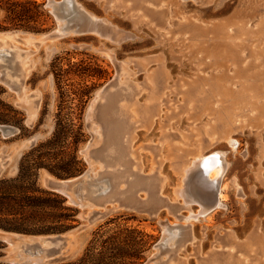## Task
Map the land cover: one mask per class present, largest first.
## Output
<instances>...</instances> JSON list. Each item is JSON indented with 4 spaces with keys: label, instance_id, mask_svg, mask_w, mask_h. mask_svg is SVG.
Returning <instances> with one entry per match:
<instances>
[{
    "label": "rangeland",
    "instance_id": "rangeland-1",
    "mask_svg": "<svg viewBox=\"0 0 264 264\" xmlns=\"http://www.w3.org/2000/svg\"><path fill=\"white\" fill-rule=\"evenodd\" d=\"M31 1L39 4L42 31L0 30V67L17 86L0 81L2 97L24 116L21 131L11 126L13 134L0 132V176L15 175L20 156L53 131L60 97L51 63L57 56L63 67L68 60H83L108 71L81 112L87 139L77 154L96 176L90 191L109 196L111 179L125 172L115 180L123 206L108 204L107 215L95 223L85 219L92 207L61 194L79 209L78 225L62 233L63 254L44 264L78 258L93 232L111 218L108 227L132 226L151 234L140 264H264V0ZM69 27L85 30L51 36ZM114 79L116 86L101 97ZM78 81L70 73L61 85ZM81 81L90 84L89 78ZM112 96L116 108L108 107ZM110 108L122 123L119 144L127 167L107 163L102 153ZM96 136L104 160L90 162L89 141ZM215 151L226 162L218 184L204 179V168L184 187L206 207L217 189L224 197L197 219H186L199 204L185 205L178 195L182 169L194 155ZM46 177L57 178L40 170L44 188ZM135 177L142 183L131 186ZM148 180L153 187L144 184ZM129 186L134 193L126 199ZM73 197L87 199L80 191ZM19 234L0 231V260L15 264L16 255H39L38 246L49 245L32 242L56 235L31 241Z\"/></svg>",
    "mask_w": 264,
    "mask_h": 264
},
{
    "label": "trees",
    "instance_id": "trees-1",
    "mask_svg": "<svg viewBox=\"0 0 264 264\" xmlns=\"http://www.w3.org/2000/svg\"><path fill=\"white\" fill-rule=\"evenodd\" d=\"M38 6L31 0H0V30L42 31ZM59 62L57 56L51 63L60 97L51 135L20 156L15 175L0 176L1 230L24 235H51L70 231L78 225L79 209L67 204L60 193L42 187L38 175L40 170H45L57 178H69L85 170V162L77 154L79 145L87 139L80 121L81 112L90 92L100 79L108 76V71L83 60L79 61L81 63L68 60L66 67ZM81 64L84 67L79 68ZM70 73L80 81L77 85L62 87ZM86 78L90 84L81 81ZM3 92L4 87L0 84V125L21 131L24 116L3 99ZM113 221V218L105 221L93 232L78 258L52 264H140L153 242L151 234L132 226L116 224L108 227ZM2 249L0 241V257ZM0 264L11 263L0 260Z\"/></svg>",
    "mask_w": 264,
    "mask_h": 264
},
{
    "label": "water",
    "instance_id": "water-1",
    "mask_svg": "<svg viewBox=\"0 0 264 264\" xmlns=\"http://www.w3.org/2000/svg\"><path fill=\"white\" fill-rule=\"evenodd\" d=\"M80 13V12H79ZM85 17V16H83ZM81 13L79 14V19H81ZM87 18V17H86ZM88 19V18H87ZM89 21V19L87 20ZM97 22H92V25L97 26ZM61 30V31H59ZM59 30L55 33H53L51 36H59L62 34H65L67 32H82L85 29H78L77 27L74 29L72 27H69V29H64V28H59ZM1 66V65H0ZM0 81L8 84L12 88L16 89V85L6 76L5 72L1 69L0 67ZM116 83V79L112 80L106 86L104 87L101 97L103 98L107 97V94L111 90V88L114 87V84ZM0 132L1 134L5 137L10 134H13L15 132V128L7 125H0ZM106 135V134H104ZM103 135V136H104ZM104 139V137H103ZM101 138V141H103ZM98 141H100V138L98 136L91 138L89 141V153L91 154V157H89L90 162H96V160H103L99 155H98V148L97 146ZM1 163V160H0ZM95 174H93L90 169L85 170L83 173L80 175L70 177V178H51V177H46L44 179V186L51 190L55 191L57 193H60L62 195H65L69 197V201L74 203V204H79L81 206H90L93 209L89 212L87 216H85V219L87 220L88 224L95 223L96 221L103 219L107 213H108V204L115 205L114 207H121L123 206L122 203L119 201L118 197H100V194H94L93 192L90 191V184L93 182V179L95 178ZM100 188H102V185H100ZM82 192L87 196V199L81 200V199H75L73 197V194L76 192ZM153 211V210H152ZM152 213V212H151ZM163 226L167 229L169 225L165 222L162 223ZM3 233H8V234H18L14 232H7L0 230ZM20 235V234H19ZM30 240L34 241L33 238H37V235H28ZM41 243H46L49 245V247H40V252L39 255H29V256H20L16 257L15 259L12 258L11 261L15 264H44V263H50L56 261L60 255L63 254V249L67 245L66 238L63 237L62 233L61 234H56L53 236H48L45 239H42L37 242H32L31 246L33 245H39ZM164 244L163 241L159 242L157 246H162ZM51 246V247H50ZM55 246V247H53ZM148 262V261H147Z\"/></svg>",
    "mask_w": 264,
    "mask_h": 264
},
{
    "label": "bare ground",
    "instance_id": "bare-ground-1",
    "mask_svg": "<svg viewBox=\"0 0 264 264\" xmlns=\"http://www.w3.org/2000/svg\"><path fill=\"white\" fill-rule=\"evenodd\" d=\"M59 31H61V30H59ZM115 86H116V84L114 85V87ZM114 97L115 96H112L111 97V101L109 102L108 107L109 106L111 107V106L115 105ZM114 107L115 106H113V108ZM109 111L111 113V118L109 117V120H108V117H107V120L109 121V125L107 127V132H106V136H105V140L106 141H105V146H104V149H103L104 152H102V153H103L104 157H106L107 163L108 162H111V163H114V164L117 163V164L123 165L124 167H127L128 164H127V162L123 158V155L121 153L122 152V148H121V146L119 144V137H121L120 134L122 133L121 131L123 129L122 128V123H120L121 120H116L117 117L114 116L113 113L115 111H113L112 108H110ZM109 134H110V138H109ZM109 139H110V142H109ZM101 158L104 160L103 157H101ZM225 167H226V162L223 160L222 156L217 151H215L213 153H210L208 155H203V154H200V155H197V156L194 155V157L192 158V160L190 161V163L187 164V165H185L183 167V169H182L183 170V174H182L183 175V177H182V185H183V187L182 186L180 187L179 192H178V195L181 196L182 202H184L185 205L186 204H189L191 202H195V203H198L199 204L198 211H196V212H189L187 214V216H186V219H189V218L197 219V217H199V215H203V214H205V212H207L208 210H210L212 207H215V206L219 205L220 202H221V200L224 197L223 194L220 192V190L217 189L216 190V193H215V197H214L213 204L210 205V206H208V207H206V206L202 205V203H200L201 200L198 201L199 199L197 200V199H195L193 197H190L191 195L189 196V194H187L186 187H184V185H186V184H184L186 182V179L189 176H193L195 174H196L195 175V178H196L198 176V174L202 172V169L206 168V171H204V179L207 180V181L216 183V185H217L218 182H219V179L221 178L222 174L224 173ZM118 176H119V178L120 177L123 178L125 176V172L123 171L120 175L119 174L118 175H114V179L113 178L111 179L112 181H110V194H109V196H111V197H119L120 196V194H118V192L116 190L117 188L115 186L116 185V181L115 180H118ZM134 179H135L134 182L130 184L131 186H137V185H140L142 183V179L141 178L135 177ZM190 183H189V185H190ZM213 183H211V184H213ZM144 184H146L148 187H150V186L153 187V185H154V183H152L151 180L146 181ZM133 193H134V190L131 189L130 186H129L128 189H127V191H126V193H125L126 199H128V196H129V198L131 196H133ZM128 202H130V200ZM130 203H132V202H130Z\"/></svg>",
    "mask_w": 264,
    "mask_h": 264
}]
</instances>
